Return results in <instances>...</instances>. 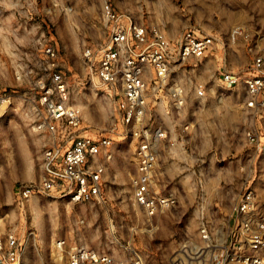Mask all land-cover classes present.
Returning <instances> with one entry per match:
<instances>
[{"label":"rangeland","instance_id":"rangeland-1","mask_svg":"<svg viewBox=\"0 0 264 264\" xmlns=\"http://www.w3.org/2000/svg\"><path fill=\"white\" fill-rule=\"evenodd\" d=\"M104 1L0 0V89L13 96L0 115V232L14 229L24 239L23 264H63L54 249L61 238L71 246L112 251L121 264H129L130 248L146 264H214L212 255L228 248L238 223L233 209L244 192L254 190L264 210V158L245 139V130L264 128V112L247 108L245 89L225 86L218 71L224 62L243 74L252 61L243 35L232 37L236 28L264 44V0H110L137 22L160 25L171 38L195 28L215 36L218 48L217 56L187 75L190 97L181 116L156 110V124L169 130L158 183L177 201L150 219L132 198V128L118 120L115 95L85 68L84 50L98 52L109 42ZM47 43L57 47L71 102L82 109L78 131L113 139L102 201L18 198L20 186L40 179L43 151L53 142L38 129L44 116L38 83H49ZM196 79L208 84L206 98L194 97Z\"/></svg>","mask_w":264,"mask_h":264},{"label":"built area","instance_id":"built-area-1","mask_svg":"<svg viewBox=\"0 0 264 264\" xmlns=\"http://www.w3.org/2000/svg\"><path fill=\"white\" fill-rule=\"evenodd\" d=\"M102 19L109 42L98 52L90 47L84 50L85 68L110 96L115 95L118 120L132 128L137 160L131 175L132 198L150 219L177 201L173 192H162L158 183L161 147L168 140L169 130L156 124V110L163 108L173 117L181 116L190 97L187 75L195 74L201 64L215 56L216 38L195 28H186L171 38L160 25L137 22L110 0L102 4ZM241 35L247 41L252 61L243 74L218 69L219 79L229 88L242 86L245 106L264 112V45L244 28H236L232 37ZM43 52L49 83H38L42 90L39 103L44 109L38 129L50 133L53 142L43 151L40 179L20 186L18 198L25 201L33 196H56L74 204L102 201L105 160L112 158L113 139L78 131L83 112L71 102L70 85L65 72L59 69V51L47 43ZM210 92L204 80H195V98H206ZM12 98L6 89H0V115L10 107ZM245 139L264 158V128L245 130ZM233 211L238 223L229 235L228 248L213 254L212 262L264 264V210L256 192H244ZM54 247L63 264H121L112 251L82 244L71 246L66 238L58 239ZM25 251V241L16 230L0 232V264H23ZM128 262L146 264L131 248Z\"/></svg>","mask_w":264,"mask_h":264},{"label":"crops","instance_id":"crops-1","mask_svg":"<svg viewBox=\"0 0 264 264\" xmlns=\"http://www.w3.org/2000/svg\"><path fill=\"white\" fill-rule=\"evenodd\" d=\"M146 24V23H145ZM264 45V44H263ZM217 46L215 47V49H214V54H215V56H217ZM212 60V59H211ZM249 67V66H248ZM218 69H225V70H228V68H227V66L224 64V62H223V64L222 65H219V67H218ZM262 128V127H261ZM107 174V171L105 172V175H104V177H105V179H107L106 178V175Z\"/></svg>","mask_w":264,"mask_h":264}]
</instances>
